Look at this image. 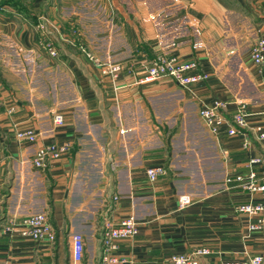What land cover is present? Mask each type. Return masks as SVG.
Instances as JSON below:
<instances>
[{
    "label": "crops",
    "instance_id": "obj_1",
    "mask_svg": "<svg viewBox=\"0 0 264 264\" xmlns=\"http://www.w3.org/2000/svg\"><path fill=\"white\" fill-rule=\"evenodd\" d=\"M94 1V12L68 17L102 68L131 66L115 81L72 46L66 19L37 23L46 24L58 48L51 60L39 52L37 24L1 18L0 264H70L72 233L84 237L82 264H101L100 229L109 214L137 219L136 237L119 245L129 264H172L171 256L200 248L212 252L200 264L264 257V231L248 233L247 218L234 212V205L264 196L251 199L225 185L228 174L248 171V157L264 154L255 131L264 132V79L248 59L264 37L262 0ZM160 54L197 61L206 79L190 89L166 78L142 83L149 60ZM216 100L227 102L228 113L245 105L249 150L245 136H227L226 126L214 136L203 125L200 106ZM57 110L66 117L59 128L52 123ZM30 127L40 134L37 143H18L14 129ZM51 141L71 142L72 158L42 174L31 159ZM109 160L117 167L106 190ZM156 165L166 174L151 184L144 170ZM255 171L264 174V167ZM112 194L121 196L116 204ZM183 195L192 202L179 209ZM42 212L54 242L2 232L10 220Z\"/></svg>",
    "mask_w": 264,
    "mask_h": 264
},
{
    "label": "built area",
    "instance_id": "obj_2",
    "mask_svg": "<svg viewBox=\"0 0 264 264\" xmlns=\"http://www.w3.org/2000/svg\"><path fill=\"white\" fill-rule=\"evenodd\" d=\"M264 11V0L261 2ZM67 31L72 37V46L78 49L84 58L95 66L102 68L101 59L96 57L82 43V34L76 23L67 22ZM42 38L38 45L43 53L51 60H56L59 55L58 48L48 37V28L46 24L39 23L36 26ZM249 63L251 68L264 79V37L259 36L251 48L249 54ZM102 73L109 75L111 80L115 81L123 73L130 71L131 66H122L112 64L107 70L102 68ZM199 63L197 61H186L178 54H160L149 60L145 72L140 81L142 83L157 81L163 78L169 79L182 89H190L193 85L206 79V75L199 73ZM227 102L216 100L213 104H202L198 111L205 128L212 135H219L221 128L226 126L225 133L227 136H245L243 148L249 150L251 142L246 132L249 126V114L245 110L243 103H238L232 113L226 111ZM52 123L55 128L66 125V117L62 111L52 113ZM256 133L260 141H264V132L257 128ZM14 139L20 144H35L38 141L39 133L33 127L14 129ZM72 158V144L64 141H51L37 147L34 156L31 159V165L39 173L46 174L51 167L61 160H70ZM109 171L104 174V187L109 188L111 185L112 173L116 170L117 164L109 160ZM247 172L230 173L225 179L227 188L231 186L239 188L240 191L247 193L252 199L255 195L264 196V174L255 171V167H264V154L248 157L246 160ZM144 174L151 184L157 182L158 178L166 174L163 165L148 167ZM110 202L116 204L121 196L118 194L110 195ZM189 196H179L178 206L183 209L191 204ZM107 204V202H106ZM236 214L247 218V230L252 234L264 231V201L239 203L234 205ZM17 230V233L34 242H54L55 231L50 223L49 215L46 212L29 215L19 223L9 221L2 232L11 233ZM101 264H129L130 262L119 254V245L122 241H132L138 234V222L133 215L126 217H116L108 215L103 218L101 226ZM68 248L70 254V264H82L84 260L85 242L81 234L72 233L68 236ZM212 252L207 248H200L194 252L182 255H173L169 258L172 264H200L202 257L209 256ZM223 264H264L262 255H246L245 258L236 261H227Z\"/></svg>",
    "mask_w": 264,
    "mask_h": 264
},
{
    "label": "rangeland",
    "instance_id": "obj_3",
    "mask_svg": "<svg viewBox=\"0 0 264 264\" xmlns=\"http://www.w3.org/2000/svg\"><path fill=\"white\" fill-rule=\"evenodd\" d=\"M15 1L18 2L19 8L20 7L25 8L29 16L38 19V22L39 21L46 22L47 18L50 19L52 18L53 15H55L57 19L62 21V24L65 22L64 19H66L67 21H73V22L75 21L74 20L75 17H68L71 16L68 15L70 12H71L70 14H73L72 16L77 14L80 15L81 13L85 14V11H87L86 8L90 9L91 12H94L97 6L94 0H15ZM0 8H2L0 9V21L1 18H15V17L22 18L18 13L14 11V10L18 11V9H14V8L11 9L10 7L7 6ZM76 26L77 28H79L78 25ZM61 27L65 28L64 26ZM80 29L81 28H79V30ZM84 38H85L84 34L82 33V43L84 42L83 46L84 45L87 46ZM2 48L3 47H1L0 44V50ZM39 52L44 54L40 46H39ZM2 59L3 57H0V60Z\"/></svg>",
    "mask_w": 264,
    "mask_h": 264
},
{
    "label": "trees",
    "instance_id": "obj_4",
    "mask_svg": "<svg viewBox=\"0 0 264 264\" xmlns=\"http://www.w3.org/2000/svg\"><path fill=\"white\" fill-rule=\"evenodd\" d=\"M6 6L10 7L11 9L12 8L18 9V11L14 10V9L13 10L16 13H18L22 18H24L29 23H31L32 25L38 23V19L30 17L29 14L27 13V10L25 8H23V7L19 8L17 1H15V0H1L0 1V7H6ZM0 9H2V8H0ZM0 80H1V76H0Z\"/></svg>",
    "mask_w": 264,
    "mask_h": 264
}]
</instances>
